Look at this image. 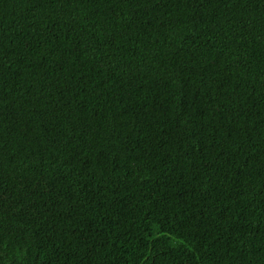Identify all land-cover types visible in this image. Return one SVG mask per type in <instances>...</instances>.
I'll return each instance as SVG.
<instances>
[{"label":"trees","instance_id":"16d2710c","mask_svg":"<svg viewBox=\"0 0 264 264\" xmlns=\"http://www.w3.org/2000/svg\"><path fill=\"white\" fill-rule=\"evenodd\" d=\"M0 264H264V0H0Z\"/></svg>","mask_w":264,"mask_h":264}]
</instances>
